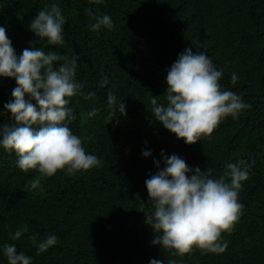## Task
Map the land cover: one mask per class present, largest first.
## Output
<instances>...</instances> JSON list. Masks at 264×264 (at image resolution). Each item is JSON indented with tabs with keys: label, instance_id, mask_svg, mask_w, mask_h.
I'll return each mask as SVG.
<instances>
[{
	"label": "trees",
	"instance_id": "16d2710c",
	"mask_svg": "<svg viewBox=\"0 0 264 264\" xmlns=\"http://www.w3.org/2000/svg\"><path fill=\"white\" fill-rule=\"evenodd\" d=\"M52 3L66 19L63 46L46 45L28 27ZM86 9L94 16L108 14L113 29L90 30L95 21ZM0 26L17 55L41 47L61 56L54 68L78 58L76 80L84 94L95 97L72 98L76 119L69 127L85 151L101 161L71 177L62 170L41 177L35 170H20L16 155L0 148V245L15 244L32 264H148L150 259L264 264V0H0ZM186 47L205 52L223 70L221 90L235 92L250 105L193 144L155 121L149 103L152 96L163 102L166 69ZM102 76L109 78L104 88L99 87ZM14 87V78L0 77V125L14 122L3 107L13 99ZM109 89L126 108L107 124ZM93 108L99 111L89 117ZM142 150L151 155L143 157ZM161 150L180 156L190 168L210 169L213 178L223 175L226 161L250 165L238 193L239 220L230 233L221 234L227 242L223 253L194 248L180 257L151 243L156 233L144 222V211L152 210L144 181L158 171L154 160L160 161L159 170L164 167ZM33 179L40 180V188L30 187ZM22 225L28 231L11 240L10 233ZM49 234L57 236V243L37 253V244ZM0 264H7L2 253Z\"/></svg>",
	"mask_w": 264,
	"mask_h": 264
},
{
	"label": "clouds",
	"instance_id": "9594fccd",
	"mask_svg": "<svg viewBox=\"0 0 264 264\" xmlns=\"http://www.w3.org/2000/svg\"><path fill=\"white\" fill-rule=\"evenodd\" d=\"M89 2L99 4L102 0ZM85 11L95 21L90 24V30L113 29L114 23L108 14L94 16L90 9ZM65 24L60 7L52 3L39 10L28 27L46 45L63 46ZM61 60L60 55L45 52L41 47L25 48L17 55L6 28L0 26V77L14 78L16 82L11 92L13 99L3 106L14 122L0 125V148L16 155V166L20 170L25 173L35 170L41 177H51L59 170L71 177L101 163L95 154L85 151L81 137L69 127L76 119L69 107L72 98L83 96L88 100L94 98L95 93L82 92L84 85L76 80V56L54 68V62ZM166 71L163 102L152 96L151 113L155 121L177 138H183L185 144L210 137L223 119L228 116L236 119L242 110L250 107L235 92L221 90L218 81L223 70L218 69L199 47L196 51L186 47ZM236 81L237 74L233 72L231 82L235 84ZM108 84L109 78L102 76L99 87ZM106 103L109 109L105 117L107 124L117 113L125 114L124 102L118 100L111 89L107 92ZM98 111L93 108L89 117L97 115ZM118 123L116 120L115 125ZM141 154L147 158L151 151L142 150ZM160 156L164 167L159 170L160 161L154 160L158 171L144 181L152 205L151 211H144V222L156 233L151 243L173 250V255L180 257L190 254L194 248L223 253L227 242L222 240L221 234L230 233L239 220L243 205L238 193L242 182L248 179L250 165L242 160L226 161L223 175L213 178L210 169L190 168L176 154L165 155L161 150ZM30 187L40 188V180L33 179ZM27 231L22 225L10 233V239L18 240ZM30 239L36 243L35 235ZM57 239L49 234L40 240L37 253L55 245ZM0 253L7 264H32V257L23 251L18 253L15 244L0 245ZM148 264L163 262L150 259ZM168 264L177 262L169 260Z\"/></svg>",
	"mask_w": 264,
	"mask_h": 264
}]
</instances>
